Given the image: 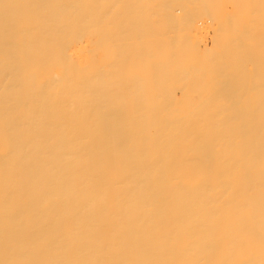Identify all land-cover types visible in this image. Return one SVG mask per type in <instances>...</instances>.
I'll return each instance as SVG.
<instances>
[{"label":"bare ground","instance_id":"6f19581e","mask_svg":"<svg viewBox=\"0 0 264 264\" xmlns=\"http://www.w3.org/2000/svg\"><path fill=\"white\" fill-rule=\"evenodd\" d=\"M90 1L0 0V264H264V0Z\"/></svg>","mask_w":264,"mask_h":264},{"label":"rangeland","instance_id":"374dc122","mask_svg":"<svg viewBox=\"0 0 264 264\" xmlns=\"http://www.w3.org/2000/svg\"><path fill=\"white\" fill-rule=\"evenodd\" d=\"M83 1H84V0H82V2H83ZM85 1H87V0H85ZM91 1H92V0H91ZM91 1H90V2H91ZM101 1H102V0H99V1L96 0V2H95V0H94V2L92 1V4H87V5H89V6L92 5V6H90L92 9H91L89 6H88V9L90 10V13L92 14V15H91V18H92L93 20H92V19H91V20H92L94 23L98 21V19L96 20V18H99V17L102 18V16H104V15H100V16H99L98 14H96V13H97L96 11H98V12H102V11H103V13H105V11H106L105 9H106V8L108 9V7H106V8L103 7L104 9L101 8L102 5L104 6L103 3H102V5H99V4H98L99 2H100V4H101ZM147 1H148V0H144V2L146 3V4H145V3H143V0H136V3L140 2V3H139L140 5H139V4H137V5L135 4L136 6L133 5L134 3L131 1V2L133 3V4L131 3V4L133 5V8H131V9H132V11L134 12V14H133L134 17H132V21H134V23H135L136 19L138 20L137 22H138L140 25L142 24V23H140V22H143V23H144V21H146V23H147V22H148V19H151V21L153 20L152 17L147 18L148 15L144 16V15L147 13V9H146V8H148V7L150 6L149 3H151V2H149V1H148V2H147ZM82 2H81V3H82ZM97 2H98V3H97ZM103 2H105V1H103ZM141 2H142V4H141ZM84 3H86V2H84ZM96 3L98 4L97 7H96V5H95ZM106 3H107V1H106ZM113 3H115V2L113 1ZM82 4H83V3H82ZM107 4H108V3H107ZM111 4H112V2L110 1V4H108V5H109V8L111 7V6H110ZM147 4H148V5H147ZM93 5H94V6H93ZM105 5H106V4H105ZM108 5H106V6H108ZM112 5H113V4H112ZM132 5H131V6H132ZM83 6H85V4L82 5V6H80V7H83ZM99 6H100V8H99V10H98V7H99ZM113 6H114L113 8H116L115 5H113ZM138 6H139V7H138ZM93 7H94V9H93ZM95 7H96V9H95ZM136 7H137V8H136ZM141 7H142V8H141ZM86 8H87V7H86ZM140 8H141V9H140ZM149 8H150V7H149ZM82 9L84 10L85 8H82ZM100 9H101V11H100ZM110 9H111V8H110ZM110 9H109V10H110ZM135 9H136V10H135ZM142 9H144V10H142ZM76 10H77V9H76ZM79 10H80V9H79ZM85 10L88 11L87 9H85ZM111 10H112V9H111ZM80 11H81V10H80ZM91 11H92V12H91ZM107 11H108V10H107ZM107 11H106V12H107ZM140 11H141V12H140ZM145 11H146V12H145ZM94 12H95V13H94ZM108 12H111V11H108ZM133 12H132V13H133ZM149 12H151V9L148 10V13H147V14H150ZM93 13H94V14H93ZM103 13H102V14H103ZM139 13H141V14H143V15H141V14H139ZM137 14H138V15H137ZM77 15H78V11H77ZM79 15H80V13H79ZM81 15H82V14H81ZM97 15H98V17H97ZM135 15H136L137 17H136ZM149 16H150V15H149ZM143 17H144V18H143ZM73 18H74V17H73ZM101 18H99V21H101V20L103 21V20H104V19H103L104 17H103L102 19H101ZM138 18H143L144 21H142L143 19H138ZM146 18H147V20H146ZM153 18H154V16H153ZM76 19H77V17H76ZM133 19H135V20H133ZM155 19H156V18H155ZM121 20H123V19H121ZM139 20H140V21H139ZM102 21H101V23H104V22H102ZM106 22H107V21H106ZM137 22H136V23H137ZM153 22H154V21H153ZM66 23H67V22H66ZM107 23H108V22H107ZM119 23H122V22L120 21ZM119 23H118V24H119ZM134 23H132V24H133L135 27L138 26L139 29H140V27H141V32L146 31V29L148 28V27H146L147 24H145V23H144V24H145L144 27H143L144 24H142V25L140 26L139 24L137 25V24H134ZM69 24H71V20H70V23H69ZM72 24H73V22H72ZM95 24H96V23H95ZM122 24H123V23H122ZM122 24H121V25H122ZM153 24H154V23H153ZM153 24H152L153 28L151 27V24H150V27H151L152 29H154V27H155ZM65 25H66V24H65ZM74 25H76L75 22H74ZM74 25H72V29H73V30H74V28H73ZM81 25H82V24H81ZM84 25H85V24H84ZM104 25H105V24H104ZM104 25H102L100 28L102 29V28L104 27ZM106 25H107V24H106ZM121 25L119 24V25H117V26H119V28L121 29V27H120ZM107 26H108V29H111V30H107V29H106ZM107 26H105V28H104V29H105L104 33H105V35H106V36H104V39H105V40L108 39V41H106V42H109V43H106V42H105V43L109 46L110 42L112 41L113 43L111 42V44L115 46V43H116L117 40L115 39V40H116V41H115L114 38L117 37V38L120 39L121 37H118V35H120V33H121L122 31H121L120 33H118L117 36H116V33H115V36L113 35V34H114V31H113V32H112V36H111V34H110L111 32H109V31H112V29L114 30V29L116 28V29H115V32H119L120 29L117 28V27H115V26H114L115 28H114V27L110 28V27H111L110 24L107 25ZM68 27H69V26H68ZM76 27H77V25H76ZM84 27H85V26L82 25V28H84ZM132 27H133V26H132ZM135 27H133V28H135ZM69 28H70V27H69ZM77 28H78V27H77ZM80 28H81V27H80ZM155 28H156V27H155ZM78 29H79V28H78ZM95 29H96V27L93 28V31H94ZM104 29H102V30H104ZM117 29H118V30H117ZM136 29H137V28L134 29L135 31L133 30V31L135 32V33L133 32L134 35L132 34V36H133V38H134V41H133V40H131V41H132L133 43L130 41L131 46L133 47V52H131V53H133V54H130V53H129V56H131V57H133L135 54H136L138 57H140V55H139L140 53H139V54H137L138 52L135 53L136 50H135V52H134V48L136 49V48H138V46H139V50H140V52L143 51V50H141V49H143L142 46H144V44H146L145 46H147V47L149 46V43H148V45H147V43H146V42H148V39H149V40H150V39L152 40V37L156 36L155 33H151V34H155V35L152 36V35L150 34V35H151V38H148V37H150V36L147 34L148 32H145L144 34H141V36H140V35L138 36L137 34H138L139 32H137ZM142 29H144V31H142ZM70 30H71V28H70ZM75 30H76V29H75ZM79 30H80V29H79ZM116 30H117V31H116ZM77 31H78V30H77ZM138 31H139V30H138ZM147 31L150 32V29H147ZM153 31H155V30H153ZM70 32H71V31H70ZM108 32H109V33H108ZM136 32H137V34H136ZM141 32H140V33H141ZM151 32H152V30H151ZM73 33H74V32H73ZM75 33H76V32H75ZM106 33H108V34H106ZM140 33H139V34H140ZM71 34H72V33H71ZM76 34H77V33H76ZM145 34H146V35H145ZM73 35H74V34H73ZM135 35H136V36H135ZM147 35H148V36H147ZM71 36H72V35H71ZM109 36H110V37H109ZM137 36L139 37V39H140V37L142 38V36H144V37L142 38L143 41L140 39V42H141L142 46H141V44H140L139 41H138V43L136 42L135 39L139 40ZM95 37H96V35L93 34V39H94V41H97V39H96ZM107 37H108V38H107ZM112 37H113V38H112ZM136 37H137V38H136ZM110 38H112L113 40H109ZM133 38H131V39H133ZM145 38H147L146 41H144ZM154 38H156V37H154ZM209 38H210V37H208V39H209ZM120 40H121V39H120ZM125 40H126V39L124 38L123 41H125ZM209 40H210V39H209ZM118 41H119V40H118ZM118 41H117V43H118ZM123 41H122V42H123ZM126 41H127V40H126ZM126 41H125L124 44H123V43H122V44L119 43V45H122V47H123V48H121V47L119 48V49H122L121 51H123L124 46H126ZM119 42H120V41H119ZM144 42H145V43H144ZM149 42H150V41H149ZM152 42H153V41H152ZM86 43H88L87 40H86ZM103 43H104V42H103ZM103 43H102V44H103ZM135 43H137V47H136ZM75 44H78V43L75 42ZM106 44H105V45H106ZM132 44H133V45H132ZM138 44H140V45H138ZM103 45H104V44H103ZM105 45H104V47H102V48H105ZM112 45H110L109 47H108V46L106 47V48H108V50H105V49H104V51H102V50H101V51H102V52H106V51H109V52H110V51H111V56H112L115 50H119V49H117V48L119 47L118 44H116V45H117V48H116V49H115V47H111ZM78 46L80 47V44H78V45H73V46L70 48V50H69L71 53L74 54L73 57H74V60L76 61V63L80 65V68H79V69H75V70H77V72H78V70H79V72L77 73L78 75L76 74L77 77H78V79H84V78H86L87 74L89 75L91 72L93 73V72H95V71H97V72H96L97 74L94 73V76H92V73H91V74H90V78H91V76H92V77H95V76L101 75V74H103L102 72L106 69V67H107L108 65H112V66H113V64L115 63L114 61H113L114 63L112 62V58L108 55V56H107L108 58L103 59L105 62H104L103 60L100 61V65H99V63H97V64L94 63V64H95V65H94L95 67H94L93 65H90V67L88 66V68H90V70H88V69L86 70L85 68L87 67L88 62L91 63V52H89L90 50L87 51L88 49H87V50L85 49L86 51H83L82 49H84V48H83L82 46L80 47V48H82V49H80V50H81V51H80ZM97 47L99 48V47H101V45H100V46H97ZM147 47H146V48H147ZM109 48H110L111 50H110ZM125 48H126V47H125ZM114 49H115V50H114ZM113 50H114V51H113ZM72 51H73V52H72ZM119 51H120V50H119ZM124 51H125V50H124ZM144 51H145V50H144ZM80 52H82V53H80ZM109 52H107V53L110 54ZM112 52H113V53H112ZM79 53H80V54H79ZM95 53H97V51H96ZM134 53H135V54H134ZM143 53H144V52H143ZM103 54H104V53H103ZM105 54H106V53H105ZM116 54H117V52H116ZM116 54H115L114 56H112V57H114L113 60H114V59H118V58H119V54H120V56H122V55H121V52L118 53V55H117L118 57L116 56ZM124 55H125V53H124ZM115 56H116L117 58H116ZM120 58H121V59L119 60V62H123V63L121 64V66H123L124 63L126 64V62H125L126 60L124 61V59H123L124 56H122V57H120ZM125 58H127V57H125ZM53 59H54V58H53ZM53 59H52V62H53V68H54L55 66H57L58 63H57V61H56V65H55V60H56V59H54V61H53ZM109 59H110V61H109ZM132 59H133V58H132ZM57 60H58V59H57ZM106 60L108 61V63L111 62V64L109 63V64L107 65ZM115 61H117V63H115V66H114L113 68H116V69H117L118 67H119L120 69H123V68H124V66L121 67L120 65L117 67L116 65H118L119 62H118V60H115ZM62 62H63V61H62ZM103 62H104V63H103ZM101 63H102V64H101ZM112 63H113V64H112ZM59 64H62V63L59 62ZM103 64H106V65L104 66ZM125 64H124V65H125ZM54 65H55V66H54ZM102 65H103V66H102ZM91 66H92L93 68H92ZM98 66H99V67H98ZM101 66H102V67H101ZM125 66H126V65H125ZM100 67H101V68H100ZM104 67H105V69H104ZM55 68H56V67H55ZM97 68H98V69H97ZM99 68H100V70H99ZM102 68H103V69H102ZM113 68H112V69H113ZM119 68H118L117 70L115 69L116 71L113 72L114 75H115V72L121 71ZM137 68H138V66H137ZM137 68H136V69H137ZM83 69H85L86 72H85V70H83ZM124 69H125V68H124ZM124 69H123V70H124ZM140 69H141V67H140ZM102 70H103V71H102ZM123 70H122V71H123ZM100 71H101V72H100ZM75 72H76V71H75ZM75 72L73 71V73H75ZM89 72H90V73H89ZM123 72H124V71H123ZM140 72H141V71H140ZM118 73L120 74V72H118ZM118 73H116V76L118 75ZM152 73H153V69L151 68V71L148 70L147 73L145 74V75H146L145 77L149 80V79H150V78H149V77H150V74H152ZM140 74H141V73H140ZM76 75H75V76H76ZM120 75H121V74H120ZM120 75H119V77H120ZM84 76H85V77H84ZM82 77H83V78H82ZM87 77H89V76H87ZM112 78H114V80H113L114 84H113V85L117 84V83H115V82H118V81H119V80H116V79H115V78H117V77H112ZM117 79H118V78H117ZM111 80H112V79H111ZM111 83H112V82H110V85H108L109 87L112 86ZM118 86H119V85H118ZM109 87H108V88H109ZM112 87H113V90H114V91H115V89L117 88V86H112ZM114 87H116V88L114 89ZM153 87H154V83H153ZM110 88H111V87H110ZM110 88H109V89H110ZM127 88H128V86H127ZM117 89H119V88H117ZM114 93H116V92H114ZM114 93H113V94H114ZM132 98H133V97H132ZM132 98H131V99H132ZM126 101H127V100H124V103H125ZM128 101H129V102L131 101V103H133V99H132V100H128ZM128 101H127V102H128ZM114 102H118V104H119V101H117V100L114 101ZM121 102H123V101H121ZM127 102H126V103H127ZM129 102H128V105H129ZM124 103H123V105H124ZM121 104H122V103H121ZM112 105L114 106L115 104L112 102V103H111V106H112ZM116 105H117V103H116ZM116 105H115V106H116ZM124 106H126V105H124ZM150 119H151V116L149 117L148 120H150Z\"/></svg>","mask_w":264,"mask_h":264}]
</instances>
